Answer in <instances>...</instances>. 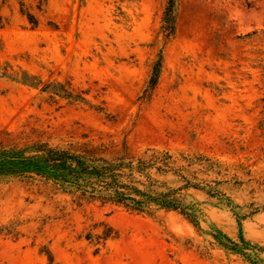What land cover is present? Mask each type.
I'll list each match as a JSON object with an SVG mask.
<instances>
[{
	"label": "rangeland",
	"instance_id": "rangeland-1",
	"mask_svg": "<svg viewBox=\"0 0 264 264\" xmlns=\"http://www.w3.org/2000/svg\"><path fill=\"white\" fill-rule=\"evenodd\" d=\"M167 2L0 0V149L169 151L206 187L181 189L198 224L180 210L103 204L37 174L0 177V264H264V0H178L163 40ZM23 71L42 83H24ZM51 81L83 98L43 91ZM153 176L168 189L186 183ZM214 227L243 245L242 228L251 259Z\"/></svg>",
	"mask_w": 264,
	"mask_h": 264
},
{
	"label": "trees",
	"instance_id": "trees-1",
	"mask_svg": "<svg viewBox=\"0 0 264 264\" xmlns=\"http://www.w3.org/2000/svg\"><path fill=\"white\" fill-rule=\"evenodd\" d=\"M177 4L178 0L167 2L159 31L163 40L169 39L175 33ZM29 18L31 21L34 20L32 22H37L30 13ZM162 63L163 55L160 53L148 81L150 88L158 82ZM23 82L39 86L42 80L37 75L23 71ZM43 91L67 98H83L67 89L60 81L46 83ZM176 162V157L172 153L155 148H149L144 154L137 155L132 154L125 144L121 151L109 154V146L103 143L93 145L90 142H84L66 147L51 146L46 143L37 145L32 150L17 147L0 149V177L37 174L55 181L65 191L80 192L83 196L103 204L122 205L144 213H152L157 209L180 210L198 224L197 211L200 209L194 203H184L185 195L181 189L206 187L195 183L189 174L180 173V168L175 166ZM168 173L185 178V185L168 189L166 182L153 176V174ZM212 234L220 244L251 259L252 254L248 250L256 246L245 240L242 228H240V239L243 245L218 227H214ZM110 236L109 232H104L102 238L108 239ZM261 250L264 249L261 248Z\"/></svg>",
	"mask_w": 264,
	"mask_h": 264
}]
</instances>
